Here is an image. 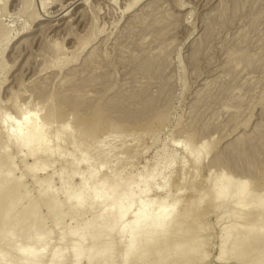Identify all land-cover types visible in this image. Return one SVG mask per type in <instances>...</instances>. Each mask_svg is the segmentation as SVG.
<instances>
[{"label":"rangeland","instance_id":"rangeland-1","mask_svg":"<svg viewBox=\"0 0 264 264\" xmlns=\"http://www.w3.org/2000/svg\"><path fill=\"white\" fill-rule=\"evenodd\" d=\"M131 1L0 0V114L1 112L3 115L7 113L8 117L13 122L15 121L13 123L7 117L9 123L15 124L19 122V119L15 118L19 117L17 113L19 110L26 114L32 109L34 113H37L36 115L41 114L44 117L50 112L51 114L47 117L52 118H45L44 121L43 116H37V124H40L41 121V124L44 122V126L48 124L44 127L43 139H50V146L55 145L57 138L54 135L55 130L58 127L65 126L66 128L69 125L70 130L67 127V136L65 140H62L64 142L60 144L59 149L61 150L62 147L60 154L69 155L71 160L74 158L75 160L81 159V156L83 155V158L85 155L87 164L83 163L84 165L81 166L86 164V166L89 165L88 168H91V170L90 168L85 170L79 166L81 170L78 169L79 167L76 169L65 167L68 170L61 169V165L59 167L61 164L59 162L60 155H56L53 156V161L50 162V158L47 162L48 164L45 166L48 165L47 168L44 167L40 171L33 172L34 174L27 173L25 168L29 167L35 158L22 156L23 148L21 146L12 147V150L6 152V157L9 155L11 159L8 158L6 161L9 160L14 169L12 168V176L7 179L9 182L12 180L11 183H13L14 177L16 180L14 183H16L20 178L19 183L21 182V184H19L18 190L16 188V190H11L13 191L10 192L12 196L9 193L5 199L1 197V200H5L4 202L8 200L9 202V196H11V201L14 195L13 201H18L15 210L19 212L24 207L27 208V205L31 207L38 203L33 215L29 214V218H33L24 222V218L27 219L24 217L23 221L21 220L24 224L20 221L18 223L22 224L23 229L27 226L25 223H29L28 228L38 224L41 227L40 230L43 228L41 233H37L38 235L41 234V239L43 235H48L47 238H44L47 247L45 246L43 251L46 252L42 251V259L38 260L44 262L41 261L40 264H48L52 252L57 251L56 249L61 250L60 247L62 246L67 255L64 259L66 262L63 261L62 264H93L83 257L74 262L70 248L76 242V237L65 238L62 241L59 238L60 235L76 226L75 224L78 223L83 226L91 218L98 216L102 206L100 205V208L98 205L97 208L94 207L93 209L89 207V209L88 206L91 203L89 199L91 198H87V200L85 199L87 203L84 200L83 204L79 205L82 206L80 209L74 207L72 200L69 199L73 198L71 193L76 195L84 191V188L81 187L86 188L93 177L109 174H111L109 176H113L116 169L119 177L124 179L127 178V175L133 177L141 173L144 174V171L148 173L150 169L153 171L158 166L155 169L157 178L155 177L154 184L150 186L152 192L149 191L151 192L149 200L154 199L153 202L157 203L166 199L168 203L171 202L170 204H172L176 203L173 199L177 201L179 197V200L184 202L182 205L185 208L197 196H200L198 198L202 201L203 207L200 211L197 210L195 225L200 224L202 226V232L197 235V239L204 240V244L200 249L202 253L196 254L197 257H194L192 263L241 264L234 259L226 260V257L219 261L216 256L220 249L223 230L226 228L225 224L230 225V223L236 222L242 228L251 217L247 221L244 219L245 222L239 219L231 222L230 213L235 211L233 210L234 205L233 209L230 207L232 205H229V209L232 211H228V208L225 210V206L221 205L219 209V206L217 207L218 210L213 211L210 206H214L211 202L212 198L214 199V194H211L212 198L209 201L211 196L209 197L207 192L211 191L208 187L212 188L211 185L216 180L213 181L208 177L212 176L211 172L216 179H220L223 175H231L229 188L233 190L245 179L243 177L248 176L247 179L250 184L246 183L250 186L248 188L255 187L248 192L255 198L259 197L264 189V0H137L135 5L131 4L130 8L125 9ZM57 13L61 16H58ZM1 120L0 116V131L3 133L4 129L9 127V123L7 119L6 123ZM90 124L95 128L89 126ZM80 127L82 132L86 134L85 137L80 133ZM2 133H0V136L2 135L0 145L7 139ZM91 133L92 135H90ZM87 134L91 136V144L94 143L93 145L87 144L90 141V136L87 138V140L89 139L88 142L85 139ZM114 135L116 136L114 137ZM78 137L85 140L82 141ZM80 140L82 143L79 142ZM97 140L99 141L97 142ZM186 140L191 142L189 153L190 150L194 151L200 148L202 143H206L205 152L207 154L204 152L201 154L199 167L197 166L198 169L195 168L196 170L192 169L191 162L189 163L190 154L188 155V151L184 150ZM83 142H87V152H91L90 154L84 152L83 146H86L83 145ZM79 144L82 145L79 146ZM104 144L110 148L106 150ZM90 145L94 148L91 149ZM102 147L105 148L104 152L101 150ZM99 149L101 154H99ZM95 151L99 157H96ZM68 152H72V155L70 156ZM102 152L105 154L103 155ZM215 158H218L220 163ZM39 159H36V163L43 160V157L39 156ZM87 159L92 160L89 163ZM93 160L94 162L97 161L96 165ZM56 162L58 163L56 164ZM113 166L116 168L115 170H112V168L114 169ZM105 167L106 171L101 170ZM119 168L123 171L121 172ZM158 169L162 171H157ZM68 171L70 172L68 173ZM105 172L107 173L105 174ZM85 173L87 174L84 175ZM73 174H77L78 178L77 175ZM91 175L92 177H90ZM164 176L168 177L165 179ZM59 177L65 179L64 183ZM42 178L43 181L45 178L49 179L50 183H48L49 180H47L48 182L45 180L44 182L48 184H43ZM207 178L211 180L205 182L204 180ZM7 179L2 183V185L4 184L3 187L10 184ZM33 179L36 181L38 179V184L36 181L35 184ZM88 179L90 180L88 181ZM164 180L167 181L162 187ZM41 183L45 187H42ZM39 185L41 186L39 187ZM41 187L42 189L48 188L45 191L48 194H44ZM69 189L73 191L71 192ZM64 193L68 194L65 195ZM50 194L53 199L49 196ZM168 195L170 196L168 197ZM173 195L175 198L169 199ZM202 195L206 198L209 197L208 201L206 198H203L205 199L203 201ZM65 196L69 197L68 203H65L67 202ZM21 197L23 198L20 199ZM4 202L2 204L7 203ZM33 203L35 205H32ZM51 207L54 208L53 212ZM1 211L5 212V210H0V213ZM214 212L216 213L214 214ZM66 213H69V216ZM223 213L225 214L223 215ZM227 214H229L230 223L228 217L225 219ZM131 216L133 215L131 214ZM37 218L39 220H36ZM56 218L57 220L59 218L58 223L55 222ZM124 218L125 221H123ZM124 218L121 221L125 223H119L122 224L121 227L131 220L128 213L124 215ZM180 219L178 217L175 221ZM68 222L70 224H67ZM236 223L230 226L236 227ZM228 224L226 230L229 228ZM261 224L263 227V221ZM113 229L107 231L117 235L116 229L115 231ZM28 231H25L26 235ZM48 232L50 235L52 234V237L49 236ZM111 233L107 236L111 240L107 238L105 241L113 247L119 246L114 245L120 243L119 236ZM40 237H34L36 241L31 239L29 242L19 237L17 239L18 246L11 247L13 244H10L12 249L8 247L9 245L7 246L8 250L10 249V254L6 247L2 246L3 249L0 248V251L3 250V255L0 252L2 255L0 256L6 257L5 260L0 259L1 263L22 264V258L19 256L21 250L19 249L25 245L28 246L32 241L33 245L41 246L38 240ZM19 239H21V243L22 241L26 243L21 244ZM113 241L114 243H112ZM47 242L52 244L48 246ZM122 243L125 244L121 242V247L119 246L118 249H123ZM32 244L30 243V245ZM90 244L99 246V244L85 243L86 247L96 248L93 246L92 248ZM4 250L7 255L4 254ZM17 250L18 252L15 253ZM117 251L115 250L116 255L120 253L121 256L122 250ZM67 252L70 254L69 256ZM120 256L118 255L119 258L116 257V259L120 260ZM254 256V252L248 253L246 259L251 260ZM7 257H12V259L9 260ZM99 259L103 262L102 258ZM177 259L174 258L165 264H177L178 261L180 262L179 257ZM101 260H95L94 264L96 262L102 264L99 263ZM117 261L114 259L113 264L115 262L117 264ZM120 262L121 260L119 264ZM36 263L34 262V264Z\"/></svg>","mask_w":264,"mask_h":264},{"label":"bare ground","instance_id":"bare-ground-1","mask_svg":"<svg viewBox=\"0 0 264 264\" xmlns=\"http://www.w3.org/2000/svg\"><path fill=\"white\" fill-rule=\"evenodd\" d=\"M136 1L137 0H132L131 1V3L129 2V4L130 5H126V7H125V9H128V8H130V6H131V4H134L135 5V3H136ZM76 2V1H75ZM61 4V3H60ZM25 6V5H24ZM70 7V6H69ZM66 9V8H65ZM64 10V9H63ZM63 10H62V12H63ZM67 10V9H66ZM2 11V10H1ZM125 11V10H124ZM65 12V11H64ZM67 13V12H66ZM65 13V14H66ZM58 14V13H57ZM62 15H64L63 13H61ZM58 16H61V15H59L58 14ZM57 16V17H58ZM55 17V16H54ZM65 17H67V16H65ZM70 21V20H69ZM66 22V21H65ZM3 32V31H2ZM5 35V34H4ZM3 35V36H4ZM2 36V37H3ZM5 36H8L7 34L5 35ZM4 36V37H5ZM3 37V38H4ZM6 38V37H5ZM4 38V39H5ZM7 40V39H6ZM4 41V40H3ZM58 43V42H57ZM59 45V44H58ZM89 57V56H88ZM99 87V86H98ZM48 105V104H47ZM38 107V106H37ZM50 110V109H49ZM29 111H31V112H27L26 114H24V113H22L21 112V110H19L17 113H18V116L19 117H15V118H17V119H19V122L18 123H15V124H13L14 122L10 119V117H8V115H7V113H5L4 115H3V113L1 112V114H0V116H1V118H2V120L1 121H6V119H7V121H8V118H9V120H11V122H13L12 124H10L9 122L10 121H8V123H9V127L7 128L6 127V129H4V131H3V133H2V131H0V133H2V134H4V136L7 138V139H5V144L3 143H1L2 145H0V185H2V183L4 182V180L6 181V179L7 178H9V177H11L12 176V172H13V165H11V163H10V161L9 160H7L6 161V159H8L9 158V155H7V157H6V152H8V151H10V150H12V147H22L23 148V153H22V156H24V157H31V159H32V157L33 158H35V159H33L34 160V162L31 164V165H29V167H26L24 170H25V172H27V173H33V172H37V171H40V170H42V168H44L45 166H46V164H48L47 162L50 160V158H51V160H50V162L51 161H53V156H56V155H60L59 157H60V160H59V162L61 163V164H59V167H60V165H61V169H65V170H68V169H66L65 167H72L73 169H76V168H78L79 166H81V165H84L83 163H86L85 161H86V159H85V155H84V157L82 158V154L80 153V155H82L81 156V159H77V160H75V158H74V160H71L70 158H69V155H63L62 153V156H61V154H60V151L62 150V147H61V150L59 149L60 148V144H61V142L63 143L64 141H62L63 139L65 140V137L67 136V132H68V129L70 130V127H68V126H66V128H65V126H63V127H58V129L57 130H55V133H54V135H56L57 136V138H56V142H55V145H53L52 144V146H50V139H43V137H42V135H43V131H44V127L46 126V125H48V124H46L45 126H44V122L41 124V122H40V124L38 123L37 124V116L39 115H36L37 113H34V111L31 109V110H29ZM33 111V112H32ZM36 111H39V110H36ZM24 112V111H23ZM9 113V112H8ZM45 114V113H44ZM51 113L49 112V115H50ZM24 115V116H23ZM48 115V113H47V115L44 117L43 115H39L40 117H42V119H43V121H44V119L45 118H52V117H47V116H49ZM54 115V114H53ZM8 117V118H7ZM39 117V118H40ZM96 117V116H95ZM14 118V119H15ZM41 119V118H40ZM40 119H39V121H40ZM55 119H57V118H55ZM95 119V118H94ZM93 119V120H94ZM21 120V121H20ZM47 120V119H46ZM54 120V119H53ZM92 120V121H93ZM95 120H97V119H95ZM6 121V122H7ZM91 121V122H92ZM99 122H100V120H98ZM5 122V123H6ZM17 122V121H16ZM50 122V120L48 121V123ZM52 122V121H51ZM61 122V121H60ZM88 122V121H87ZM86 122V123H87ZM94 122V121H93ZM2 124H3V122H1ZM45 123H46V121H45ZM94 124V123H93ZM4 125V124H3ZM66 125V124H65ZM80 125V124H79ZM86 126H88V124H86ZM89 126H91V124L89 125ZM5 127V126H4ZM55 127H56V125H55ZM67 127H68V129H67ZM82 127V126H81ZM81 127H80V130H81V132L80 133H82V135H83V137H85L84 135H86V134H84L83 132H82V129H81ZM92 127V126H91ZM79 128V127H78ZM89 129H90V127H88ZM93 129L95 128V127H92ZM123 128V127H122ZM92 129V130H93ZM111 129H112V127H111ZM115 129V128H114ZM52 130V129H51ZM91 130V131H92ZM120 130V129H119ZM83 131H85V130H83ZM89 131V130H88ZM91 131H89V132H91ZM78 132V131H77ZM93 132V131H92ZM86 133H87V130H86ZM115 134V133H114ZM51 135H52V133H51ZM90 135H92V133L90 134ZM90 135H88L87 134V136H86V140H87V138H89L88 136H90ZM95 135V134H94ZM93 135V136H94ZM2 136V135H1ZM0 136V137H1ZM116 135H114V137H115ZM119 136H120V134H119ZM123 136V135H122ZM129 136V135H128ZM11 137V138H10ZM82 137V138H83ZM107 137V136H106ZM113 137V138H114ZM131 137V136H130ZM136 137V136H135ZM138 137V136H137ZM136 137V138H137ZM51 138V137H50ZM69 138V137H68ZM67 138V139H68ZM78 138H80L81 139V137H78ZM133 138V137H132ZM84 138L83 139H81L82 141L83 140H85ZM93 139V138H92ZM95 139H96V137H95ZM118 139V138H117ZM6 140H7V142H6ZM69 140V139H68ZM79 141V142H81L82 143V141ZM105 140V139H104ZM103 140V141H104ZM106 140H107V138H106ZM126 140V139H125ZM89 141V139L87 140V142ZM91 136H90V143L88 142H86L88 145L89 144H91ZM94 141V140H93ZM99 140H97V142H98ZM192 141V140H191ZM69 142H71V141H69ZM85 142V141H84ZM83 142V143H84ZM110 142V141H109ZM108 142V143H109ZM127 142V141H126ZM133 142V141H132ZM86 143H84L83 145H85L86 147H84L83 146V150H84V152H86V153H88L87 152V149H88V145L86 144ZM104 143H105V141H104ZM107 143V144H108ZM115 143V142H114ZM113 143V144H114ZM134 143H135V141H134ZM73 144V143H72ZM94 144V143H93ZM93 144H91V145H93ZM97 144V143H96ZM99 144H100V142H99ZM112 144V145H113ZM129 144V143H128ZM127 144V145H128ZM132 144V143H131ZM82 144H79V146H81ZM90 145V146H91ZM103 145V143L101 144V146ZM105 145V144H104ZM118 145V144H117ZM119 145H121V144H119ZM130 145V144H129ZM135 145V144H134ZM137 145V144H136ZM191 145V142H189V140L187 141L186 140V143L184 144V150L188 153V155L190 154V161H189V163L191 162V166L193 167L192 169H198L197 168V166L199 167V162H200V156H201V154L204 152V153H206L205 152V150H206V143H202V145L200 146V148H198V149H196V150H194V151H191L190 150V153H189V149H191L190 146ZM97 146H99L98 144H97ZM110 146V145H109ZM68 147V146H67ZM74 147V146H73ZM72 147V148H73ZM96 147V146H95ZM100 147V146H99ZM105 147H106V145H105ZM11 148V149H10ZM94 148V147H93ZM92 148V146H91V149H93ZM107 148L108 147H106V150H107ZM110 148V147H109ZM108 148V149H109ZM67 149V148H66ZM66 149H64V150H66ZM74 149V148H73ZM82 149V148H81ZM97 149H98V147H97ZM105 149V148H104ZM104 149H103V147H102V149L101 150H103V152H104ZM117 149V148H116ZM22 150V149H21ZM63 150V151H64ZM100 150V149H99ZM101 150H100V153L99 154H101ZM119 150H120V148H119ZM70 151V150H69ZM72 151H74V150H72ZM89 151V150H88ZM110 151V150H109ZM81 152H82V150H81ZM84 152H83V154H84ZM97 151H95V153H96ZM102 152V153H103ZM107 152V151H106ZM112 152V151H111ZM122 152V151H121ZM72 153V152H71ZM71 153H69L68 152V154H70V156L72 155ZM75 153V152H74ZM91 153V152H90ZM90 153H88V154H90ZM109 153V152H108ZM116 153V152H115ZM203 153V154H204ZM8 154V153H7ZM67 154V153H66ZM105 153H103V155H104ZM111 154V153H110ZM123 154V153H122ZM124 154H126V153H124ZM207 154V153H206ZM92 155V154H91ZM90 155V156H91ZM16 156V155H15ZM38 157V158H36V157ZM39 156L42 158L43 157V160H41L40 162H38V163H36L37 162V160L39 159ZM88 156V155H87ZM90 156H89V158H90ZM93 156H94V154H93ZM96 157H99V155H97V153H96ZM101 157V156H100ZM107 157V156H106ZM125 157V156H124ZM123 157V158H124ZM126 157H127V155H126ZM175 157V156H174ZM215 157V156H214ZM219 157V156H218ZM13 158V157H12ZM94 158H95V156H94ZM102 158V157H101ZM183 158V157H182ZM9 159H11V158H9ZM37 159V160H36ZM58 159V158H57ZM125 159V158H124ZM173 159V158H172ZM215 159H217V161L220 163V161L218 160V158H215ZM15 160V159H14ZM36 160V161H35ZM40 160V159H39ZM54 160H56V159H54ZM71 160V161H70ZM87 160H89V159H87ZM90 160H92V159H90ZM90 160L88 161L89 163H90ZM101 160V159H100ZM108 160H110V159H108ZM175 160V159H174ZM9 161V162H8ZM106 161H107V159H106ZM160 161V160H159ZM158 161V162H159ZM8 162V163H7ZM12 162V161H11ZM93 162H94V160H93ZM97 162V161H96ZM96 162H94V164L96 163ZM104 162H105V159H104ZM111 162V161H110ZM162 162H164V161H162ZM167 162H169V161H167ZM214 162V161H213ZM213 162H211L212 164H213ZM216 162V161H215ZM214 162V163H215ZM217 162V163H218ZM7 163V164H6ZM54 163V162H53ZM58 162H56V164H57ZM98 163H99V161H98ZM101 163V162H100ZM107 163V162H106ZM109 163V162H108ZM113 163V162H112ZM172 163V162H171ZM186 163V162H185ZM218 163V164H219ZM222 163V162H221ZM87 164V163H86ZM86 164H85V166H81V169H85V170H87V169H89L87 166H89V165H87L86 166ZM91 164H93L92 162H91ZM102 164H103V162H102ZM165 164V163H164ZM168 164V163H167ZM166 164V165H167ZM187 164V163H186ZM250 164V163H249ZM51 165V164H50ZM55 165V164H54ZM96 165V164H95ZM94 165V166H95ZM101 165V164H100ZM107 165V164H106ZM109 165H110V163H109ZM116 165V164H115ZM114 165V166H115ZM156 165H157V163H156ZM155 164H154V166H156ZM160 165V164H159ZM217 165V164H216ZM90 166H92V165H90ZM102 166V165H101ZM113 166V167H114ZM117 166V165H116ZM115 166V167H116ZM119 166V165H118ZM117 166V167H118ZM168 166H169V164H168ZM168 166H167V169H168ZM247 166V165H246ZM47 167H48V165H47ZM47 167H45V168H47ZM51 167V166H50ZM54 167V166H53ZM83 167V168H82ZM93 167V166H92ZM96 167H98V166H96ZM114 167V169L112 168V170H115L116 168ZM120 167V166H119ZM241 167V166H240ZM13 168V169H12ZM95 168V167H94ZM93 168V169H94ZM153 168H155V167H153ZM157 168H158V166H157ZM157 168H155V169H157ZM163 168H164V165H163ZM244 168V167H243ZM249 168H251V167H249ZM54 169H56V168H54ZM59 169V168H58ZM78 169H80V167L78 168ZM77 169V170H78ZM80 169V170H81ZM101 169V168H100ZM106 169V167L104 168V169H101V170H105ZM108 169V168H107ZM120 169V168H119ZM122 169H123V167H122ZM155 169L152 171V169H150V171L148 172V173H146L145 171H144V174H142L141 172V174H139V175H137V176H133V177H131V175H130V177H128V175H127V178L125 177L124 179H121L120 177H119V173L117 172V169L115 170L116 172L114 173L113 172V176H109V175H111V174H109V175H107V176H105L104 174H100V175H104V176H96V177H93L92 179H91V181H90V184H88L87 185V187L85 188L84 186L83 187H81V188H84V191H81L80 192V190H79V192L80 193H77L76 195H74L73 194V190L71 191L70 189V191L72 192L71 193V196L73 197V198H69L68 196L66 197L67 199L65 200V201H67V202H65V203H68V198L70 199V200H72V206H74V207H77V208H81L79 205H82L83 204V201L86 199L87 200V198L89 199V198H91V199H89V201H91V203H90V206H88V204H86L87 206H88V208L89 207H91V209H93L94 207H98V205L100 206H102V210H101V212L100 213H98L97 215L98 216H96V217H93V218H88V219H90V221H88L85 225H79L78 223L77 224H75L76 226H74L73 228H71V229H69L66 233H64V234H62V235H60V238L59 239H61V241L62 240H65V238H69V237H72V238H74V237H76V242L73 244V245H71L72 247L70 248L71 250H70V254H71V256L73 257V260H74V262H77L81 257H83V259L84 258H86L87 259V261L89 262V263H91V262H93V264H94V262H95V260H97L98 259V261H100L101 259H99V258H102L103 259V262H104V264H113V262H114V259L115 260H118L117 261V264H119V261L121 260V262H120V264H165V263H168L170 260H172V259H174V258H178L179 257V260H180V262L178 261V263L177 264H193L192 262H193V259H194V257H197V255L198 254H200L199 252H201V250L200 249H202L201 247H203L202 245L204 244L203 243V241L201 240V239H197V235H199L201 232H202V226L200 225V224H198V225H195V219H196V215H198V211H200L201 210V207H203V205L201 204V199L200 198H198V197H200V196H197V198L191 203V204H188L189 206H186V208L184 207V205H182V200L180 201L179 200V197H178V195H177V197H178V200H177V198H176V200L178 201H175V199H173L174 200V202H176V203H172V204H170V203H168L167 201H166V199H163L162 201H159V202H157V203H154L153 202V200H149V195H150V193L152 192L151 190H150V186L152 185V184H154L153 182H154V180L157 178V172L155 173ZM162 169V168H161ZM166 169V168H165ZM195 169V170H196ZM46 170V169H45ZM69 170H70V168H69ZM76 170V172L78 173V171L80 172V170H78L77 171ZM90 170H91V168H90ZM90 170H88V171H90ZM163 170V169H162ZM162 170H157V171H162ZM247 170V169H246ZM249 170V169H248ZM17 171H19V170H17ZM47 171V170H46ZM59 171V170H58ZM74 171V170H73ZM83 171V170H82ZM100 171V170H99ZM98 171V172H99ZM106 171V170H105ZM110 171V170H109ZM120 171L122 172L123 170H121L120 169ZM194 171V170H193ZM61 172V171H60ZM65 172V171H64ZM70 171H68V173H69ZM75 172V171H74ZM83 172H85V171H83ZM93 172V171H92ZM95 173L97 172V171H94ZM165 172V171H164ZM196 172H199V171H196ZM20 173H21V171H20ZM44 173H46V172H44ZM53 173V172H52ZM51 173V174H52ZM54 173H55V171H54ZM101 173V172H100ZM104 173V172H103ZM107 172H105V174H106ZM251 173V172H250ZM34 174V173H33ZM62 174V173H61ZM60 174V175H61ZM66 174V173H65ZM71 174V173H70ZM70 174H68L69 176H70ZM79 174V173H78ZM83 174V173H82ZM87 173H85L84 175H86ZM90 174H93V173H90ZM122 174V173H121ZM194 174H195V172H194ZM212 176L211 177H208V178H211V179H213V181H215V183H213L211 186H212V188H210V186L208 187L209 188V190L211 189V191H209V192H207L208 194H209V197L211 196V194L213 195V197H214V199L212 198V196L208 199V198H206L208 195H207V193H206V197L205 196H203L202 197V199L203 198H206V201H210L211 200V198H212V204L214 205V206H212L211 204H210V202H208L211 206H210V208L212 207V209H213V211H215V209H217V207H218V209L221 207V206H225L224 208H225V210H226V208H228V211L229 210H231L232 211V207H234L235 206V208L233 209V210H235L234 212L232 211V214L230 213V217H231V222L234 220V221H236V220H243L244 221V219H246L245 221H247L250 217L251 218H254V219H252L251 220V218H250V220H248V223H245L246 225H243L244 227H242V228H240L241 226L240 225H237V223L236 222H233V223H236L235 225H236V227L234 226H230V225H232L231 223H230V221H229V214H227L226 216H225V219H226V217H228L227 219H228V221H229V223H230V225L228 224V226H229V228L230 227H232L231 229H227L226 230V228H227V224H225L226 225V228H225V230H223L224 231V234L221 236V239H220V249H219V251H218V254H217V256H216V258H217V260H219V261H222V260H224L225 259V257L227 258L226 260H228V259H234V261L236 260V262H240L241 264L242 263H245V264H264V226L262 227V224H261V222L263 221V225H264V189L262 190L263 192H261V195H259V197L257 196L256 198L254 197V196H252V194H250L248 191L251 189L252 190V188H255L252 184V188H248V186L250 185L249 183H248V179H247V177H243V179L245 178V179H247L246 181H245V179L244 180H242L233 190H230V180H231V175L230 176H228L229 174H227V175H223L220 179H216V178H214L215 176H213L214 174H213V172H211L210 173ZM252 174V173H251ZM55 175V174H54ZM73 175H75V174H73ZM77 175V174H76ZM75 175V176H76ZM80 175H81V173H80ZM94 175V174H93ZM159 175V174H158ZM165 175V174H164ZM197 175V174H196ZM22 176V175H21ZM21 176H19V177H21ZM48 176H50V175H48ZM52 176V175H51ZM50 176V177H51ZM68 176V177H69ZM74 176V177H75ZM121 177H122V175H120ZM170 176H171V174H170ZM194 176V175H193ZM210 176V175H209ZM33 177V176H32ZM45 177H46V175H45ZM49 177V178H50ZM64 177H65V175H64ZM73 177V178H74ZM85 177V176H84ZM90 177H92V175L90 176ZM124 177V176H123ZM156 177V178H155ZM162 177V176H161ZM165 177V176H164ZM168 177V176H167ZM167 177H165V179L167 178ZM213 177V178H212ZM250 177V176H249ZM18 178V177H17ZM16 178V179H17ZM58 178V177H57ZM60 178V177H59ZM63 178V177H62ZM62 178H60V179H62ZM67 178V177H66ZM77 178H78V175H77ZM76 178V179H77ZM83 178V177H82ZM87 178H89V177H87ZM197 178V177H196ZM206 179V180H204L205 182H207L208 180H211V179ZM242 178V177H241ZM253 178V177H252ZM70 179H72L71 177H70ZM86 179V178H85ZM90 179H88V181L90 180ZM171 179V178H170ZM215 179V180H214ZM10 180H11V178H10ZM19 180H20V178H19ZM19 180H18V182H16V183H14L16 180H14V177H13V183H11L12 182V180L9 182L8 181V179H7V181L10 183L9 185H7V186H5V187H3V185H2V187H0V210H5V212H3V211H1V213H0V216L2 217L0 220V241H1V243L0 244H2V242H4L3 243V245H0L1 247L0 248H2V246L3 247H6V249L8 250V248H7V246L10 248V244H13L11 247H16L15 245H17V239L20 237H22V238H24V240L26 241L27 240V242H29V240L31 241V239H34L35 240V238L34 237H40L41 236V234H37V233H41L40 231L43 229H39V228H41V227H39L40 225H38L36 222V224L37 225H32V226H30L29 228H28V224L29 223H25V225L27 224V226H26V228L25 229H23V226H21L22 224H24V223H22L21 222V220L24 218V217H27V219L26 218H24V222H26L28 219H32V218H29V214L30 215H33V213H34V210H35V208H37L36 206H37V204L38 203H36V205L33 203L32 205H35V206H31V204L29 203V205L31 206V207H33V208H31V207H28V205L26 206L27 208H23L20 212L19 211H16L15 210V208L17 209V205H18V201H13V198H14V195H13V198H12V200L10 201V198H11V193L10 192H13V191H11V190H18L20 187H19V184H21V182L19 183ZM34 180V179H33ZM40 180V179H39ZM42 181H43V178L41 179ZM45 180L47 181V180H49V179H46L45 178ZM44 180V181H45ZM64 180L65 179H62V183H64ZM78 180H80V179H78ZM189 180V179H188ZM218 180V181H217ZM252 180V179H251ZM35 181L36 180H34L33 182L35 183ZM37 181H38V179H37ZM36 181V183L38 184V182ZM41 181V182H42ZM42 182L43 184L45 183V182ZM57 181V180H56ZM61 181V180H60ZM69 181V180H68ZM84 181V180H83ZM166 181L167 180H164V183H163V185H162V187L163 186H165V184H166ZM48 182V181H47ZM66 183L65 184H67V181H65ZM80 182V181H79ZM209 182V181H208ZM35 183V184H36ZM42 183H41V185H42ZM48 183H50V180H49V182ZM48 183H45V184H48ZM54 183V182H53ZM71 183V182H70ZM77 183V182H76ZM85 183V182H84ZM148 183H150L148 186H146ZM246 183H248V184H246ZM252 183V182H251ZM55 184V183H54ZM53 184V185H54ZM73 184V183H72ZM79 184V183H78ZM155 184H156V182H155ZM168 184V183H167ZM206 184V183H205ZM41 185H39V187L41 186ZM50 185V184H49ZM71 185V184H70ZM83 185H85V184H83ZM255 185V184H254ZM20 186H22V185H20ZM38 186V185H37ZM44 185H42V187H43ZM78 186V185H77ZM193 186V185H192ZM42 187H41V190H43V192H44V194H48V192L47 193H45V191L48 189V188H44V189H42ZM45 187V186H44ZM63 187V186H62ZM79 187V186H78ZM204 187V186H203ZM250 187V186H249ZM257 187V186H256ZM16 188V189H15ZM49 188H50V186H49ZM69 188V187H68ZM152 188H154V187H152ZM174 188V187H173ZM188 188V187H187ZM202 188V187H201ZM207 188V187H206ZM207 188V189H208ZM264 188V187H263ZM23 189V188H22ZM39 190H40V188H38ZM63 188H61V190H62ZM65 189V188H64ZM71 189H72V187H71ZM80 189V188H79ZM156 189V188H155ZM171 189V188H170ZM175 189V188H174ZM191 189V188H190ZM204 189V188H203ZM202 189V190H203ZM260 189V188H259ZM29 190V189H28ZM37 190V189H36ZM57 190H58V188H57ZM82 190V189H81ZM183 190V189H182ZM185 190V189H184ZM183 190V191H184ZM188 190V189H187ZM192 190V189H191ZM202 190H200V191H202ZM255 189H253V191H254ZM258 190V189H257ZM49 191V190H48ZM51 191V190H50ZM63 191V190H62ZM62 191H60V192H62ZM65 191V190H64ZM76 191V190H75ZM149 191H151V192H149ZM159 191V190H158ZM189 191V190H188ZM198 191H199V189H198ZM207 191V190H206ZM256 191V190H255ZM16 192V191H15ZM24 192V191H23ZM37 192V191H36ZM42 191H41V193H43ZM68 192V191H67ZM162 192V191H161ZM179 192V191H178ZM177 192V193H178ZM259 192H260V190H259ZM10 193V195L11 196H7V198H9V202H8V200H6V202H4L5 200H1V197H3V199H5V196L6 195H8ZM17 193H20V192H17ZM25 193V192H24ZM51 193V192H50ZM55 193V192H54ZM53 193V194H54ZM59 193V192H58ZM57 193V194H58ZM201 193V192H200ZM13 194V193H12ZM15 194V193H14ZM52 194V195H53ZM56 194V195H57ZM65 194V193H64ZM64 194H62V195H64ZM68 194V193H67ZM67 194H65V195H67ZM73 194V195H72ZM158 194V193H157ZM171 194V193H170ZM175 194V193H174ZM182 194H183V192H182ZM193 194V193H192ZM195 194V193H194ZM199 194V193H198ZM204 194V193H203ZM252 196H250V195ZM39 195H40V192H39ZM61 195V196H62ZM70 195V194H69ZM155 195V194H154ZM181 195V194H180ZM196 195H197V193H196ZM205 195V194H204ZM19 196V195H18ZM17 196V197H18ZM28 196V195H27ZM26 196V197H27ZM41 196V195H40ZM49 196H51V194L49 195ZM54 196V195H53ZM156 196V195H155ZM170 195H168V197H169ZM17 197H15V198H17ZM31 197V196H30ZM166 197V196H165ZM196 197V196H195ZM6 198V199H7ZM23 197H21L20 199H22ZM29 198V197H28ZM43 198H44V195H43ZM49 198V197H48ZM51 198H52V196H51ZM55 198V197H54ZM57 198V197H56ZM171 198H175L174 197V195H173V197H170L169 199H171ZM193 198H194V196H193ZM25 199H27V198H25ZM24 199V200H25ZM53 199V198H52ZM157 199V198H156ZM168 199V198H167ZM192 199V198H191ZM208 199V200H207ZM16 200H18V199H16ZM69 200V201H70ZM86 200H85V202H86ZM205 199H203V201H204ZM213 200H214V203H213ZM2 201V202H1ZM62 201V200H61ZM61 201H59V203H61ZM171 201V200H170ZM6 203V204H2V203ZM28 202V201H27ZM31 202V201H30ZM52 202V204H53V201H51ZM71 202V201H70ZM19 203H20V201H19ZM56 203V202H55ZM65 203H62L63 205L65 204ZM87 203V202H86ZM184 203V202H183ZM186 203V202H185ZM189 203V202H188ZM51 204V205H52ZM55 206H56V204H54ZM221 205V206H220ZM229 205H232V206H230L232 209H229L230 207H229ZM234 205V206H233ZM5 206V207H4ZM49 206H50V204H49ZM49 206H48V209L50 210V208H49ZM86 206V207H87ZM101 206H100V208H101ZM227 206V207H226ZM53 207V206H52ZM51 207V208H52ZM59 206H57V208H58ZM70 207V206H69ZM96 207V208H97ZM183 207H184V210H183ZM188 207V208H187ZM57 208L55 207V209L57 210ZM73 208V207H72ZM84 208V207H83ZM99 208V209H100ZM21 209V208H20ZM33 209V210H32ZM59 209V208H58ZM90 209V208H89ZM217 209V210H218ZM53 210H54V208H52V212H53ZM59 210H61V209H59ZM58 210V211H59ZM73 210H75V209H73ZM87 210V209H86ZM97 210V209H96ZM132 210V211H131ZM198 210V211H197ZM33 211V212H32ZM77 211V210H76ZM85 211V210H84ZM228 211H224L225 213L226 212H228ZM230 211V212H231ZM3 212V213H2ZM17 212V213H16ZM19 212V213H18ZM37 212V211H36ZM65 212V211H64ZM93 212V211H92ZM62 213V212H61ZM79 213V212H78ZM88 213V212H87ZM129 214V216H130V218H131V220H129V222H127L126 224H124V226H122L121 227V225L123 224V223H125V222H123L122 223V218H124V215L125 214ZM216 212H214V214H215ZM225 213H223V215L225 214ZM229 213V212H228ZM3 214V215H2ZM52 214V213H51ZM63 214V213H62ZM67 214V213H66ZM65 214V215H66ZM69 214V213H68ZM67 214V215H68ZM73 214H75V213H73ZM81 214V213H80ZM85 214V213H84ZM90 214V213H89ZM131 214L133 215V216H131ZM26 215V216H25ZM35 215V214H34ZM37 215V214H36ZM52 215H54V214H52ZM82 215V214H81ZM96 215V214H95ZM95 215H93V216H95ZM255 215V216H254ZM41 216V215H40ZM54 216H56V215H54ZM59 216V215H58ZM61 216V215H60ZM69 216V215H68ZM75 216H76V214H75ZM175 216H177V217H175ZM31 217V216H30ZM39 217V216H38ZM52 217V216H51ZM64 217V216H63ZM181 218L180 220H178V221H175V219L176 218ZM40 218V217H39ZM65 218V217H64ZM64 218H63V220H64ZM68 218H70V217H68ZM127 218V217H126ZM188 218H190L189 220H187ZM223 218H224V216H223ZM222 218V219H223ZM129 219V218H128ZM26 220V221H25ZM36 220H39L38 218L36 219ZM43 220H46V219H43ZM54 220V219H53ZM58 220H59V218H58ZM58 220H57V218H56V221L55 222H57L58 223ZM87 220V219H86ZM224 220V219H223ZM20 221V223H22V224H20V223H18ZM23 221V220H22ZM31 221V220H30ZM35 221V220H34ZM61 221H62V218H61ZM70 221V220H69ZM123 221H125V218H124V220ZM128 221V220H127ZM194 221V222H193ZM227 221V222H228ZM240 221L238 222L239 224H240ZM243 221H242V223H243ZM244 221V222H245ZM70 222H72V220L70 221ZM122 223V224H119V223ZM224 222H226V221H224ZM18 223V224H17ZM32 223H33V221H32ZM32 223H30V224H32ZM40 223V222H39ZM57 223H56V225H57ZM59 223H61L60 221H59ZM20 224V225H19ZM34 224V223H33ZM67 224H70L69 222L67 223ZM244 224V223H243ZM259 224V225H258ZM260 224H261V228L259 227L260 226ZM18 225H19V227H18ZM42 225V224H41ZM55 225V226H56ZM59 225V224H58ZM61 225H62V223H61ZM119 225H120V227H119ZM234 225V224H233ZM118 226V227H117ZM237 226H239V227H237ZM25 227V226H24ZM46 227V226H45ZM58 227H60V226H58ZM67 227H68V225H67ZM113 227H114V229H113ZM204 227V226H203ZM21 228H22V231H21ZM56 228V227H55ZM263 229V230H260V229ZM28 229H29V231H28ZM57 229V228H56ZM109 229H113L114 231H115V229H116V233H117V235L119 236V241H120V243H115L114 245H119L120 246V244H121V242H124L125 244L123 245V243H122V247H123V249H118V247L119 246H115V247H113V245H111V244H109V242H106L105 240L108 238L107 236H109V233H111V232H108L107 230H109ZM51 230V229H50ZM49 230V231H50ZM207 230V229H206ZM25 231H28L27 232V235H26V232ZM59 232L61 231V230H58ZM109 231H112V230H109ZM23 232V233H22ZM25 232V233H24ZM52 232V231H51ZM63 232V231H62ZM46 233V232H45ZM49 233V232H48ZM47 233V234H48ZM57 233V232H56ZM26 236H25V235ZM44 234V233H43ZM46 234V235H47ZM60 234V233H59ZM111 234H115L114 232L113 233H111ZM110 234V235H111ZM38 235V236H37ZM52 235V234H51ZM50 235V233H49V236H51ZM116 235V234H115ZM116 235V236H117ZM24 236V237H23ZM47 238L48 237V235L47 236H44L43 235V237H42V239H41V237H40V239H38L39 241H40V244H41V246H39V247H37V245L35 246V245H33L32 244V242H30L32 245H30V243H29V245L27 246V245H25V247H21L22 249L24 248V250H22V249H19V250H21V252L19 253V254H21V255H19V256H21L20 258H22L21 260L23 261V263L25 262L26 263V261H28L30 264H32V262H33V264H34V262L36 263L39 259H42V253L44 252L43 250H44V248H45V246H46V243H45V240H44V238ZM52 237V236H51ZM114 237V236H113ZM194 237V238H193ZM37 239V238H36ZM71 239V238H70ZM69 239V240H70ZM108 239H110V238H108ZM194 239V240H193ZM20 240L21 239H19V242H20ZM66 240H68V239H66ZM111 240V239H110ZM113 240V239H112ZM117 240V239H116ZM123 240V241H122ZM36 241V240H35ZM47 241V240H46ZM71 241V240H70ZM118 241V240H117ZM116 241V242H117ZM49 242H51V241H49ZM49 242H47L48 243V246H50V244H52V243H50L49 244ZM59 242V241H58ZM21 243V242H20ZM22 243H23V241H22ZM21 243V244H22ZM24 243H26V242H24ZM23 243V244H24ZM35 243V242H34ZM37 243H39V242H37ZM85 243H92V244H99V246L97 245V247L96 246H94V245H91V247L93 246V247H96V248H93V249H91V248H89L90 246H87L86 247V245H85ZM112 243H114V241L112 242ZM60 244V243H59ZM64 244V243H63ZM227 244H228V247H226L227 246ZM6 245V246H5ZM58 245V244H57ZM66 245V244H65ZM64 245V246H65ZM88 245V244H87ZM18 246V245H17ZM22 246H24V245H22ZM60 246H61V244H60ZM113 248H112V247ZM47 247V246H46ZM56 247V246H55ZM63 247V246H62ZM62 247H60V249L61 250H59V249H56L57 251H53L52 252V254H51V256L49 257L50 259V261H49V263L48 264H62L63 263V261H64V259L66 258V252H65V250H63V248ZM70 247V246H69ZM121 247V246H120ZM88 250H87V249ZM3 249V248H2ZM10 249H12V248H10ZM9 249V250H10ZM14 250L16 249V248H13ZM54 249V250H55ZM64 249H65V247H64ZM91 251H90V250ZM117 251V252H119V251H121L122 250V252H121V256H120V253L119 254H117L116 255V252H115V250ZM9 250H8V253H9ZM48 250V249H47ZM66 250H67V248H66ZM12 252H13V250H11ZM10 251V252H11ZM43 251V252H42ZM1 253H2V255H3V250L2 251H0ZM18 252V250L15 252V253H17ZM46 252V251H45ZM44 252V253H45ZM50 252V251H49ZM251 252H254L255 253V256L251 259V260H247L246 259V254H248V253H251ZM68 253V252H67ZM202 253V252H201ZM4 254H6L5 253V250H4ZM10 254V253H9ZM69 253H68V256L70 255ZM197 254V255H196ZM1 255V254H0ZM1 255V256H2ZM7 255V254H6ZM14 255V254H13ZM12 255V256H13ZM15 255H17V254H15ZM118 255L121 257L120 258V260L119 259H116V257L117 258H119L118 257ZM0 256V259H4L5 257H1ZM11 256V255H10ZM18 256V257H19ZM45 256V255H44ZM43 256V257H44ZM71 257V258H72ZM9 260H11L12 259V257L11 258H9V257H7ZM20 258H19V263L21 262V260H20ZM70 258V259H71ZM7 259V260H8ZM47 259V258H46ZM196 259V258H195ZM5 260V259H4ZM3 260V261H4ZM6 260V261H7ZM67 260V259H66ZM81 260V259H80ZM178 260V259H177ZM14 261V260H13ZM13 261H12V263H13ZM15 261H17L16 259H15ZM41 261H43V260H41ZM41 261L38 263V264H40L41 263ZM70 261V260H69ZM2 261L0 260V263H1ZM26 263V264H29V263ZM44 262V261H43ZM64 262H66V261H64ZM103 262H102V260H101V262H99V263H102L103 264ZM196 262V261H195ZM198 262H199V260H198ZM15 263V262H14ZM22 263V264H23ZM24 263V264H25ZM36 263V264H37ZM116 263V262H115ZM114 263V264H115ZM173 263V262H172ZM2 264V263H1ZM5 264V263H4ZM21 264V263H20ZM73 264H75V263H73ZM96 264H97V262H96Z\"/></svg>","mask_w":264,"mask_h":264}]
</instances>
